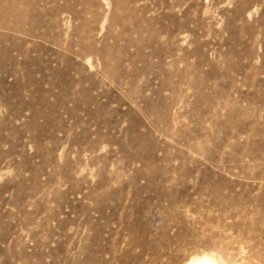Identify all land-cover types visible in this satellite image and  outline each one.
Masks as SVG:
<instances>
[{"label": "rangeland", "instance_id": "obj_1", "mask_svg": "<svg viewBox=\"0 0 264 264\" xmlns=\"http://www.w3.org/2000/svg\"><path fill=\"white\" fill-rule=\"evenodd\" d=\"M217 188L247 237L204 201ZM250 215L264 0H0V264H135L147 222L152 262L154 225L175 216L219 264H260Z\"/></svg>", "mask_w": 264, "mask_h": 264}, {"label": "bare ground", "instance_id": "obj_2", "mask_svg": "<svg viewBox=\"0 0 264 264\" xmlns=\"http://www.w3.org/2000/svg\"><path fill=\"white\" fill-rule=\"evenodd\" d=\"M211 192L212 196L204 201H207L208 204H212L213 206H215L216 209L220 212H225L227 218H230V216L234 217L233 220L230 219V228L236 229L238 231L239 237H245L247 232L240 231L238 229L241 223L244 221L245 215L241 217L242 211L236 208L238 207L236 206V204L230 203L235 199H230V202H228V204H230L232 207V210L229 213V211L224 207V204H226V201L224 200L226 199L225 193L218 188L211 190ZM201 217L206 221H212L215 217H217V214L208 211ZM249 217L250 218L248 219V222L251 233L258 230L259 226H261L263 228L262 230L264 231V217H251V215ZM186 222L190 223L186 224ZM194 222V220L175 216L173 218H170V220H166L161 226L154 225L157 231L158 248L154 249L155 254L152 258V262L150 260H147V262H145V260L142 259V256L149 247V234L152 230V223H144V227L138 230V237L130 244L131 248H129L128 250L129 257L136 261L135 264H219L213 256L214 249H211L210 247L204 245L205 241L199 236L198 229L194 226ZM252 235L253 234L248 235V240L253 239ZM236 239L238 238L236 237ZM242 243H246L247 246L252 245V243L248 241ZM82 244V252L85 253L86 246L84 237L82 238ZM113 258H115L114 255ZM258 259L260 261V264H264V251ZM82 260L83 262H85L84 259ZM94 261L95 259L93 258L92 262ZM229 261V259L223 258L221 256L222 264H227ZM236 264L245 263L238 262Z\"/></svg>", "mask_w": 264, "mask_h": 264}]
</instances>
